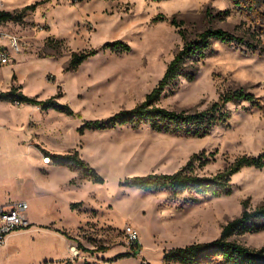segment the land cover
Listing matches in <instances>:
<instances>
[{
  "label": "rangeland",
  "instance_id": "374dc122",
  "mask_svg": "<svg viewBox=\"0 0 264 264\" xmlns=\"http://www.w3.org/2000/svg\"><path fill=\"white\" fill-rule=\"evenodd\" d=\"M39 1L0 0V9L20 10ZM242 2L46 0L27 11L21 21L0 23L25 41L13 69L16 78L0 92L16 84L24 93L41 99L59 94L58 101L76 113L0 103V128L15 136L10 140L11 150L25 162L31 153L42 162L50 159L43 150L61 154L78 150L105 179L93 185L95 200L86 207L73 238L81 251L77 264H180L165 263L166 251L211 241L242 213L245 201L250 209L264 203V168H243L232 177V193L221 196L192 190L178 195L149 193L126 184L133 176L173 173L195 153L204 152L210 159L197 168L201 175L214 174L244 154H264V3ZM172 17L180 27L171 23ZM208 27L229 30L256 48L214 42L213 52L198 64L196 77H180L159 104L177 111L201 110L221 93L244 87L260 98L261 107L247 101L230 102V120L203 137L160 132L149 124L78 131L85 121L106 119L144 100L184 44L179 28L192 38ZM115 40L129 44L130 50H102L77 69H67L73 52L98 49ZM26 193V186H16L11 171L0 168V201L21 199ZM127 224L135 226L141 238L142 250L137 255H133L124 232ZM233 239L260 248L264 246V229L236 233ZM102 246L108 250L101 251ZM125 254L131 255L117 258Z\"/></svg>",
  "mask_w": 264,
  "mask_h": 264
},
{
  "label": "trees",
  "instance_id": "16d2710c",
  "mask_svg": "<svg viewBox=\"0 0 264 264\" xmlns=\"http://www.w3.org/2000/svg\"><path fill=\"white\" fill-rule=\"evenodd\" d=\"M41 0L34 4L24 6L20 10H0V23L6 21H21L27 11L35 10L44 3ZM161 1V0H156ZM241 4L242 0H234ZM254 3L257 0H244ZM264 3V0H262ZM207 13L212 16L210 10ZM158 19H164L159 16ZM171 23L180 27L175 17ZM184 44L182 48L170 60L163 77L157 85L146 94L143 101L132 108L122 109L106 119L85 121L78 127L80 133L85 130H104L115 128L120 125L130 124L133 128L142 125H150L152 129L175 135H188L203 137L212 132L214 127L227 123L231 118L230 102H250L253 106L261 107L260 98L244 87L229 89L220 94L218 99L210 102L201 110H173L159 104L161 96L169 89L173 91L179 83L180 77L192 80L197 75L198 64L213 52V44L220 41L226 44L234 42L243 43L250 49H255V44L245 41L244 38L221 27H208L189 38L186 30L179 28ZM110 49L112 51L124 52L130 50V45L115 40L106 42L98 49L92 48L85 51L73 52L67 69H77L84 61L99 51ZM15 78V76H14ZM59 94L49 98L41 99L38 96H30L22 91L21 85L12 84L9 90L0 92V100H8L13 104H30L47 111L54 109L67 115H75L74 110L67 104L58 101ZM54 163L68 164L80 168L95 183H104V177L85 159L78 150L67 153H52L43 150ZM210 159L204 152L193 154L189 160L173 173H148L146 175L133 176L126 179L127 185H133L145 192L170 191L174 195L182 194L192 190L199 195L221 196L229 195L233 191L232 177L245 167L264 168V154L258 156L244 154L236 158L231 164L222 170L210 175H201L197 172L198 167L207 165ZM264 229V203L254 209L248 207L244 202L242 213L228 221L221 231L219 237L205 242H195L183 247H175L166 251L165 263L180 264H202L219 260L220 264H264V246L251 248L236 239V233L259 232ZM101 251L108 247L99 248ZM142 246L133 248V255H137ZM131 254L118 255L117 258Z\"/></svg>",
  "mask_w": 264,
  "mask_h": 264
},
{
  "label": "crops",
  "instance_id": "0c3cea01",
  "mask_svg": "<svg viewBox=\"0 0 264 264\" xmlns=\"http://www.w3.org/2000/svg\"><path fill=\"white\" fill-rule=\"evenodd\" d=\"M0 29L6 28L0 24ZM14 65L11 62L0 67V88L16 78ZM5 101L8 100L0 103ZM0 136V168L12 172L18 188H27L23 198L2 200L0 207L18 201L29 204L26 212L29 226L6 236L0 246V264H77L79 258L72 257L70 247L77 245L73 238L82 224L86 207L95 200L93 185L97 183L80 168L54 163L51 159L49 163L42 162L32 153L25 162L10 153V140L15 136L4 127L0 128Z\"/></svg>",
  "mask_w": 264,
  "mask_h": 264
},
{
  "label": "built area",
  "instance_id": "2783aa9c",
  "mask_svg": "<svg viewBox=\"0 0 264 264\" xmlns=\"http://www.w3.org/2000/svg\"><path fill=\"white\" fill-rule=\"evenodd\" d=\"M24 39L5 29H0V67L15 62L17 55L24 49ZM46 162L50 159L45 158ZM29 207L28 202L18 201L7 206L0 207V246L5 242L6 236L13 230L26 228L29 226L26 212ZM124 232L132 248L142 246L141 238L135 226L127 224ZM73 258H79L81 251L78 245L70 247Z\"/></svg>",
  "mask_w": 264,
  "mask_h": 264
},
{
  "label": "bare ground",
  "instance_id": "6f19581e",
  "mask_svg": "<svg viewBox=\"0 0 264 264\" xmlns=\"http://www.w3.org/2000/svg\"><path fill=\"white\" fill-rule=\"evenodd\" d=\"M17 142V141H16ZM18 144V143H17ZM24 152V151H23ZM10 153L13 155V156H18L20 157V159L22 158L21 155L16 151V150H13L12 149V152L10 151ZM50 161V160H49ZM45 162V160H44ZM144 240V239H143ZM143 245H144V242H143ZM145 246V245H144ZM146 247V246H145Z\"/></svg>",
  "mask_w": 264,
  "mask_h": 264
}]
</instances>
